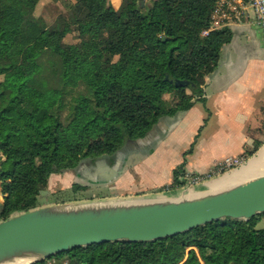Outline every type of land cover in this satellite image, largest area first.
<instances>
[{"label":"trees","instance_id":"16d2710c","mask_svg":"<svg viewBox=\"0 0 264 264\" xmlns=\"http://www.w3.org/2000/svg\"><path fill=\"white\" fill-rule=\"evenodd\" d=\"M40 1L0 4V220L40 206L53 173L111 157L162 117L190 108L233 37L228 26L203 34L218 0H122V11L111 0H69L54 29L32 21ZM72 32L76 43L65 41ZM186 160L165 186H182ZM262 219L225 218L164 239L109 241L56 257L61 264H264Z\"/></svg>","mask_w":264,"mask_h":264},{"label":"crops","instance_id":"0c3cea01","mask_svg":"<svg viewBox=\"0 0 264 264\" xmlns=\"http://www.w3.org/2000/svg\"><path fill=\"white\" fill-rule=\"evenodd\" d=\"M111 2L121 10L122 0ZM228 27L233 37L223 45L215 71L206 76L201 96L194 95L190 108L162 117L146 136L131 139L137 148L126 157L119 183L134 181L131 160L136 170L153 176L148 183L153 188L170 184L185 158L186 170L204 173L228 155L264 144L263 29L253 12ZM58 177L50 176L49 189Z\"/></svg>","mask_w":264,"mask_h":264},{"label":"water","instance_id":"95a60500","mask_svg":"<svg viewBox=\"0 0 264 264\" xmlns=\"http://www.w3.org/2000/svg\"><path fill=\"white\" fill-rule=\"evenodd\" d=\"M122 158L123 153L112 166V177L121 172ZM4 207L0 199V211ZM261 213L264 175L190 197L46 204L0 220V264L19 259L36 264L77 247L109 241L164 239L215 220H248Z\"/></svg>","mask_w":264,"mask_h":264},{"label":"rangeland","instance_id":"374dc122","mask_svg":"<svg viewBox=\"0 0 264 264\" xmlns=\"http://www.w3.org/2000/svg\"><path fill=\"white\" fill-rule=\"evenodd\" d=\"M12 0H0V4L9 3ZM75 1V0H73ZM69 2V0H41L35 10L34 16L32 21H35L37 19H43L48 24L49 29H54L58 27L57 17L61 12H65V4ZM123 10V5H121V11ZM65 41L68 43H76L79 41L78 38V32H72L69 33ZM5 76H0V79H4ZM166 98L171 99V94H166ZM69 139H74V136H71ZM264 147V144L253 154H249V157H247L245 165L243 167H246L250 159L256 158L259 155V151ZM135 146H127L125 147V150L121 153H123V162L122 166L124 168L125 165V159L126 157H130L132 155V152L135 150ZM132 160L129 162L130 167V177L134 180L132 183L128 184H122L119 183V175L114 177L110 181H88L82 176L78 174H74V172L70 170H64L62 172H58V178L52 184V189H49L48 187L42 192L40 195V203L42 205L50 204V203H77V202H95V201H101V200H129V199H139V198H148V197H158V196H166L167 194H174L177 193L180 190H185V188H172L168 190L167 186L162 185L158 187L149 188L150 185L148 184L151 179H153V176L150 177L151 174L147 173V170L142 169L141 171H138V168L133 166L132 167ZM242 166H239L237 168H234L230 172L238 171L243 168ZM227 172V173H228ZM222 173L220 175H217L210 179L209 181L204 182L201 185H198L196 187H190L187 189H196L199 187H203L206 184L220 178L221 176L227 174ZM261 175H264V166L261 168L259 172L254 173L253 175L249 176L248 178L244 179H250L254 177H259ZM79 183L85 185L86 189H80V190H74L73 184ZM49 184V183H48ZM164 189V190H162ZM0 190H2V184L0 181ZM209 190V189H204ZM212 190V188H210ZM0 192V198L2 201H4V196ZM180 194V193H178ZM264 226V219H262L258 227ZM62 258H57L56 256H53L51 258H47L43 261H41V264H61ZM67 263L65 261L63 264ZM37 264V263H36Z\"/></svg>","mask_w":264,"mask_h":264},{"label":"built area","instance_id":"2783aa9c","mask_svg":"<svg viewBox=\"0 0 264 264\" xmlns=\"http://www.w3.org/2000/svg\"><path fill=\"white\" fill-rule=\"evenodd\" d=\"M250 12H253L255 22L263 29L264 34V0H218L212 13L211 28L204 30L203 34H208L214 28L229 26L235 20L248 17ZM246 160L247 156L243 154L228 155L218 161L207 172L197 173L185 170L178 178L182 184L180 188L201 185L217 175L242 166ZM167 189L169 190L170 188L168 187Z\"/></svg>","mask_w":264,"mask_h":264},{"label":"bare ground","instance_id":"6f19581e","mask_svg":"<svg viewBox=\"0 0 264 264\" xmlns=\"http://www.w3.org/2000/svg\"><path fill=\"white\" fill-rule=\"evenodd\" d=\"M248 164L246 167H243L245 164L242 165V169L234 172H228L227 174L221 176L220 178L206 184L203 187H199L196 189H187L185 190H180L177 193L170 194V195H176L180 197H190L193 195H196L204 189H220L224 188L227 186H230L232 184L238 183L249 176L253 175L256 172H259L261 168L264 166V147L259 151V155L256 158L250 159L247 161ZM180 193V194H178ZM168 195V194H167ZM159 197H164V196H159ZM30 260L27 259H19L16 260L15 262L9 263V264H27Z\"/></svg>","mask_w":264,"mask_h":264},{"label":"flooded vegetation","instance_id":"af4514ba","mask_svg":"<svg viewBox=\"0 0 264 264\" xmlns=\"http://www.w3.org/2000/svg\"><path fill=\"white\" fill-rule=\"evenodd\" d=\"M135 141L134 140H127L126 144L116 153H114L111 157H99L95 159H86L82 161L75 171L76 174L82 176V178L88 180V181H96V182H101V181H110L114 177L110 175V171L112 170V166L114 163L117 161L118 156L125 150V147L127 146H135L134 145ZM108 161V163H107ZM105 168L107 171H105Z\"/></svg>","mask_w":264,"mask_h":264}]
</instances>
